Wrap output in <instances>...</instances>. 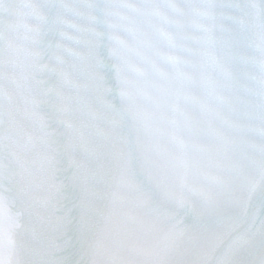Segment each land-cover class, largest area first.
I'll return each instance as SVG.
<instances>
[{
	"label": "snow or ice",
	"instance_id": "1",
	"mask_svg": "<svg viewBox=\"0 0 264 264\" xmlns=\"http://www.w3.org/2000/svg\"><path fill=\"white\" fill-rule=\"evenodd\" d=\"M0 264H264V0H0Z\"/></svg>",
	"mask_w": 264,
	"mask_h": 264
}]
</instances>
